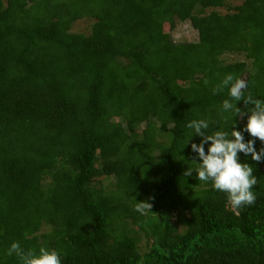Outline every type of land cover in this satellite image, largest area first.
<instances>
[{
  "label": "trees",
  "instance_id": "1",
  "mask_svg": "<svg viewBox=\"0 0 264 264\" xmlns=\"http://www.w3.org/2000/svg\"><path fill=\"white\" fill-rule=\"evenodd\" d=\"M185 21L196 40L171 41ZM227 74L264 100V0H0V264H21L13 242L61 264H264V162L240 154L257 199L238 210L196 178L186 125L231 132Z\"/></svg>",
  "mask_w": 264,
  "mask_h": 264
},
{
  "label": "clouds",
  "instance_id": "2",
  "mask_svg": "<svg viewBox=\"0 0 264 264\" xmlns=\"http://www.w3.org/2000/svg\"><path fill=\"white\" fill-rule=\"evenodd\" d=\"M225 88L228 89L229 99L223 100L221 111L229 113L233 119L230 133L221 130L210 131V123L204 119L192 120L186 126L192 130V138L194 136L200 138L199 144H191V151L197 154L193 161L197 158L199 160L196 178L202 183L211 182L212 188L224 193L231 207L238 210L255 204L257 199L253 191L257 184V179L253 175L254 169L248 163L241 162L240 154L250 156L256 163L264 162V100L254 98L251 93L245 94L248 81L244 77L225 75L213 88V94ZM240 101H243V109L237 107ZM245 117L246 125L237 130L238 125L234 121ZM244 133L251 138L245 141ZM257 140L262 145L259 151L255 147ZM192 174L193 170L188 168L183 175L190 177ZM151 207L148 202H137L135 210L143 214L146 210H151ZM6 254L9 256L15 254L21 264H61L58 251L45 247H40L38 253L36 250L25 251L19 242H13Z\"/></svg>",
  "mask_w": 264,
  "mask_h": 264
},
{
  "label": "rangeland",
  "instance_id": "3",
  "mask_svg": "<svg viewBox=\"0 0 264 264\" xmlns=\"http://www.w3.org/2000/svg\"><path fill=\"white\" fill-rule=\"evenodd\" d=\"M91 24L90 19H81L74 22L71 25L70 31L74 33L87 34L89 31V26ZM171 41L178 42H194L196 40V31L193 30L187 21L185 22H175L173 30L169 33ZM223 59L226 61H233L235 59L241 60V57L235 55H224ZM142 126L140 125V128ZM139 251L142 253L145 250V246L142 241L139 242Z\"/></svg>",
  "mask_w": 264,
  "mask_h": 264
}]
</instances>
